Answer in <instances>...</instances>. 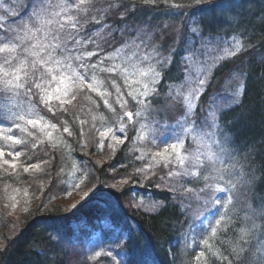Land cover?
<instances>
[{
	"label": "trees",
	"instance_id": "obj_1",
	"mask_svg": "<svg viewBox=\"0 0 264 264\" xmlns=\"http://www.w3.org/2000/svg\"><path fill=\"white\" fill-rule=\"evenodd\" d=\"M210 2L216 0L202 3L209 7ZM169 3L188 6L181 8L191 15L188 19L197 8H202L195 0H169ZM142 7L145 11L141 14H150L153 8L143 4ZM27 14L21 10L13 19L21 20ZM217 16L211 31L203 34L234 35L243 48L213 68L198 99L194 121L210 109L215 113L220 127L215 139L221 144L220 148L216 147L217 142L212 144L213 152L215 156L225 153L230 175L234 170L243 174L247 191L240 187L235 175H231L227 186L237 185L231 193L233 203L229 205V214L235 217L234 224L242 228L246 226V213L264 208V0H232L230 10L218 12ZM193 18L202 17L198 13ZM224 18L228 20L223 21ZM234 19H239V24L232 22ZM149 30L152 41L163 46H167L168 40H177L179 35L176 23L163 30L158 27ZM114 43L105 46L107 54L118 47L119 43ZM88 75L91 77L87 76V83L77 91V99L66 106L67 111L57 107L54 113L49 112L39 104L38 98L32 104L27 102L26 107H32L34 116L43 117L42 123L56 125L38 133L41 142L35 149L32 145L36 141L28 133L16 128L9 133L27 143L13 146V150L21 152L15 170L4 163L13 162L11 156L5 154L0 158V264H119L121 257L125 264H221L213 254L232 253L237 247V235L223 227L212 235L211 226H215V219L220 218L224 209L209 201L215 197L223 204L230 193L215 192L212 188L202 192L206 183L203 178L198 183L177 182L169 172L183 171L188 161L182 166L172 156L166 157V141L161 137L143 144L133 142L128 131L105 130L102 122L111 119L104 111L111 98V82H104L102 75H98L102 82ZM164 83L170 82L164 78ZM88 84L93 87L89 88ZM163 89L160 84L158 93ZM160 95L159 101L164 103L163 93ZM233 100L238 102L232 103ZM22 105L15 99L0 100V111L15 108L23 114L29 113ZM157 108L161 112L156 115L158 122L164 118L173 123L178 117L176 103L166 101ZM18 123L38 132L21 121ZM112 124L116 126L115 122ZM7 125L5 120L3 126ZM96 125L103 128L95 130ZM65 127L69 132L64 131ZM102 131L108 135L101 137ZM86 134L91 136L88 138ZM4 135L0 127V148L7 153L11 142L4 140ZM55 136L64 139L81 169V177L75 184L79 188L73 187L78 200L65 206L59 203L68 193L62 177L64 146L56 147ZM114 136L123 143H116ZM157 152L161 155L157 156ZM42 160L50 161L42 166V171H23L25 165ZM212 168L205 165L204 169L193 170L203 171L204 176H218ZM218 181L223 182L208 183ZM13 192L27 196L30 202L20 215L9 218L2 203ZM118 238L120 244H128L127 250L113 243ZM109 248L111 256L105 254ZM97 252L101 255L96 256ZM200 252L205 255L197 261ZM250 255L255 257V251Z\"/></svg>",
	"mask_w": 264,
	"mask_h": 264
},
{
	"label": "snow or ice",
	"instance_id": "obj_2",
	"mask_svg": "<svg viewBox=\"0 0 264 264\" xmlns=\"http://www.w3.org/2000/svg\"><path fill=\"white\" fill-rule=\"evenodd\" d=\"M160 0H141V3H136L135 0L125 2V0H12L11 4L5 6L4 0H0V100L15 99L19 102L21 99L32 104L38 98V102L49 112H55L59 107L61 111H67L66 106L72 104L77 99V91L87 83V73L91 69L93 71L100 69L107 70L109 73H116L118 66L113 63L111 67L104 68V61L114 59L107 54L105 46H112L118 38L127 37L123 47L127 48L135 46L139 48H147L149 46L150 35L149 29L153 25L148 21H140L139 16L145 11L143 5L158 4ZM167 3V0H165ZM203 0H195L196 4L202 3ZM232 0H216L215 3L210 2L209 7L197 8L196 12L192 13L195 17L198 13L201 14V19L194 20L191 26V31L194 34H202L205 30L211 29L218 21L217 13H225L230 10ZM172 7H180V5H172ZM21 10L27 11L26 18L21 20L13 19L18 17ZM232 22L239 24V19H234ZM99 36L100 39H96ZM92 45V50H87L88 46ZM204 51L193 52V56L203 55L206 61H217L222 59L218 54L214 55L215 50L204 45ZM121 49H116L120 51ZM239 50V44H237ZM234 55V53H233ZM97 57L93 62L92 58ZM147 59V57H146ZM163 66V60L158 61ZM142 76H147L148 73L142 72ZM160 71L152 70V84L149 87L148 83L143 84L142 91H137L133 94L132 84H128L127 95L131 97L134 105H145L151 107L155 102H158V85L162 80ZM199 84H205L204 79H199ZM88 87H93L88 84ZM121 103V108L124 110V115L132 120L134 114L128 110V100L123 99V93L117 89V102ZM238 100H233L232 103H237ZM107 104L108 101L105 100ZM230 106V105H229ZM19 107V103L17 104ZM139 116L140 113H135ZM183 119V117H182ZM8 121L6 127L3 126L4 121ZM37 131H29L28 127ZM43 117L30 111L23 114L22 111H12L6 109L0 111V127H3L5 135L3 139L10 141L8 151L5 153L3 148H0V158L5 154L13 158V162L4 161L9 167L14 170L17 168L16 158L21 156L20 151L13 150V146L26 144L27 141L22 140L12 133L14 128L20 129L22 132L28 133L36 143H33L35 149L41 142L38 133H44L48 127L55 128V124L42 123ZM214 128L216 132H220L219 124L213 119L211 125H206ZM177 127H181L178 123ZM193 127H184L183 134L192 133L197 135ZM65 132H69L67 127ZM111 131V129H109ZM121 133L125 131L123 127L119 129ZM174 131V129H173ZM230 131V130H228ZM202 132V129H201ZM222 134V133H221ZM49 137L51 132H47ZM101 137H106L108 132H101ZM205 136H210L212 133H203ZM116 143H123L122 139L115 136ZM143 138V137H141ZM164 153H169L171 156L174 153L179 158V163L185 165L183 171L169 172L170 176L176 177L177 182L183 184L199 182L201 178L206 182L205 187L201 191L212 188L215 192H229L230 195L226 201L221 204L218 198H210L209 202L222 207L224 211L220 218L215 219V226H211L212 235L217 234V230L223 227L226 231L231 229L237 235V247L232 253L225 255L223 253H214L221 264L226 261L227 264H264V208L260 210L253 209L246 213L245 227H239L234 224L235 217L230 215L229 205L233 203L231 195L234 189H237L235 183L231 188L219 187L208 181L225 180L231 183V175L238 178L241 188L247 191V186L243 179V174L240 172L233 173L228 176H204L203 171L197 172L193 169H204L205 165L202 157L197 155L193 158L187 156L180 157V149L184 147V141L180 135L175 137L174 143L164 142ZM225 143L227 139L225 138ZM223 151V146H221ZM157 156L161 153L157 152ZM215 159L214 155L209 157ZM50 164L49 160H42L38 163L27 164L23 167V171L28 173L30 169L42 171L43 165ZM79 188V185H75ZM218 207V210H219ZM239 228V233H237ZM120 245L125 250L128 249V244H120V239L113 241ZM208 244L207 240L203 241ZM255 251V257L250 255ZM106 255H113L111 248L107 249ZM101 253L97 252L96 256ZM205 255L200 252L196 255V260L199 261ZM119 264H125L121 257Z\"/></svg>",
	"mask_w": 264,
	"mask_h": 264
},
{
	"label": "rangeland",
	"instance_id": "obj_3",
	"mask_svg": "<svg viewBox=\"0 0 264 264\" xmlns=\"http://www.w3.org/2000/svg\"><path fill=\"white\" fill-rule=\"evenodd\" d=\"M11 3L12 0H4L5 6ZM156 5H158L157 8H154L153 6ZM172 5L179 4H170L169 0H167V3L165 0H160L158 4L148 5L153 7L151 8V13L140 14L139 20H148L153 25L152 28L158 27L160 30L166 29V27H170L173 23H176L179 31L177 40H168L167 46L155 44L151 38L152 33L148 30L150 35L149 46L147 48L137 49L135 46L123 47L127 37L123 39L118 38L116 44H119L116 49L121 50L116 51L115 49L108 53V55L114 59H107L104 61L105 69L111 67L112 64L115 63L118 66V71L116 73H109L107 70L101 71L100 69L95 71L90 69L88 71L87 76H89L88 74L90 73L93 79H98V82H102L98 75H102L103 78L106 79L104 82L108 80L111 82L110 102L104 108L107 116H111V119H106V122H102V125L106 128L105 130L109 131V129H111L110 132L117 131L119 133H121L119 129L123 127L125 131L131 133V138L132 140L134 139L133 142L135 143L142 142L144 144L146 140H152L154 142L153 138L157 136L161 137L167 143H174L175 137L180 135L181 139L184 141V147L180 149V157L187 156L190 158L193 153L195 154L193 157L199 155L202 157L204 165L211 168L218 163L216 167L212 168L218 176L228 177L230 176V163L226 161L225 153L219 152V154L217 153L215 156L212 148L214 146H212V144L216 142V147L219 145L220 148L221 142L215 139L217 132L214 128L206 126L211 125L213 119L216 120L215 113L210 109V111L199 116L200 119L194 120L198 99L203 93L211 71L215 66L230 59L233 53L235 55L239 52L243 48V44L234 35L219 34L216 36H207L203 33L194 34L191 31L194 18L188 19L191 15H187L181 9L186 5H180V7H172ZM201 5L205 7L203 6L205 5L204 3H200L198 7ZM225 20L228 19L224 18L223 21ZM206 31L209 32L211 29L205 30V33ZM96 39H100V37L97 36ZM237 44H239V50H237ZM204 45L214 49V55L218 54L222 59L213 62L210 60L206 61L203 55L193 56V52L199 51L202 53L204 51ZM92 47V45H89L87 50H92ZM92 60L95 62L97 57H93ZM160 60H163L162 67L158 63ZM152 70L160 71L162 77L164 76L170 83H164V78H162L161 82L155 85L158 88L161 84L164 89L158 93V102H155L153 106L146 107L143 104L134 105L131 101V97L127 95L129 90L128 84H132L133 94L137 91H142L144 83H148L150 88L153 87ZM142 72L148 73V75L142 76ZM199 79L205 80L203 86L199 84ZM118 88L123 93V99L129 101L127 108L134 114L132 120H129L128 117L124 115V110L121 108L122 101L120 103L117 102ZM105 93L108 94V91L105 90ZM161 93H163V98H165L164 103L170 101L178 105V109L176 110L178 117L173 123H169L167 119L164 118L161 119V122L156 120V115H161V112H158L157 106L159 107L164 104L162 100L159 101ZM20 101L23 104L22 106L25 107L26 112L27 109L29 112L33 111L32 107H26L28 106L26 100L21 99ZM165 105L166 107L168 106L167 104ZM13 111L17 110L14 108ZM137 112L140 113L139 116L135 115ZM113 122L116 123V126L112 124ZM178 123L181 127H177ZM194 125H196L194 131L198 133L197 135H193L192 133H188L187 135L183 134L184 127H193ZM103 127L97 128V125L94 126V128H96L95 130H100ZM87 132L89 133L90 131ZM203 133H212V135L205 136ZM86 135L88 138L91 136V134ZM54 139L56 147L59 146L62 148L64 146L63 157L65 165L63 167L62 177L68 193L65 197L60 199L59 203L65 206L78 200L73 191V187L81 177V169L78 166V162L76 163L75 159L72 157L73 155H71L68 147L64 144V139H61L59 136H55ZM169 153H171V149H169ZM169 153H166V157L170 156ZM211 155L215 156L214 160L209 158ZM171 156L173 161L179 163V158L174 153H172ZM222 181L223 182L218 181L220 184L216 183V185L220 187L230 186V182L227 179ZM6 199V202L3 201L4 203H2V208L5 215L9 218L20 215L30 202L27 196H21L15 192L9 194Z\"/></svg>",
	"mask_w": 264,
	"mask_h": 264
}]
</instances>
